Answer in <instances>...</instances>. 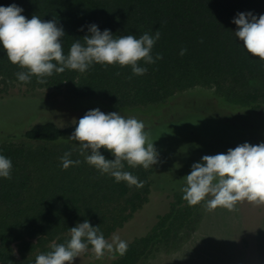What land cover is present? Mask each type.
<instances>
[{
    "label": "trees",
    "instance_id": "trees-1",
    "mask_svg": "<svg viewBox=\"0 0 264 264\" xmlns=\"http://www.w3.org/2000/svg\"><path fill=\"white\" fill-rule=\"evenodd\" d=\"M13 3L24 9L22 15L27 19L33 15L44 21L56 19L65 31V54L75 39L83 43L86 26L95 23L116 37L139 38L145 32L159 31L160 39L151 54L159 53L162 59L154 64L138 62L147 68L142 76L134 75L130 66L94 64L85 73L65 70L47 77L45 83L32 76L25 84L18 81L16 73L27 69L12 64L0 51V100L15 87L63 89L76 98L96 97L104 107L125 117L134 115L145 123L148 134L157 127L188 125L189 129L192 120H211L205 106L195 103L189 107L175 104L168 115L162 112L178 94L194 87L213 89L252 113L264 107V61L246 53L232 23L237 13L264 14V0H0V6ZM182 48L187 49L183 56ZM92 109L84 108L63 128L44 121L18 136L0 139V154L13 165L10 179L0 178V264H34L36 256L50 251L53 244L66 243L68 229L85 219L92 226L99 225L109 239L146 203L158 176L168 174L169 167L159 155L158 163L149 169L131 168L125 162L124 170L144 182L137 189L90 166L73 146L79 142L68 138L76 122ZM213 118L217 127L227 130L234 126L216 115ZM239 127L264 132V125ZM193 134L188 130L184 140L192 139ZM161 149L156 148L157 152ZM70 150V159L80 163L63 169L60 158ZM99 151L106 159H114L103 147ZM183 185L166 189L170 192L168 210L157 216L144 235L129 242L125 255L113 259L109 254L107 260L95 264H143L159 251L188 240L199 225L204 201L187 204L182 198ZM259 237L260 262L264 264V228Z\"/></svg>",
    "mask_w": 264,
    "mask_h": 264
},
{
    "label": "clouds",
    "instance_id": "clouds-1",
    "mask_svg": "<svg viewBox=\"0 0 264 264\" xmlns=\"http://www.w3.org/2000/svg\"><path fill=\"white\" fill-rule=\"evenodd\" d=\"M23 11L14 3L0 6V51L12 64L27 69L16 73L19 82L27 84L36 76L40 83H45L54 73L65 70L85 73L94 64L130 66L134 75L142 76L147 68L138 62L154 64L162 59L159 53L155 57L151 54L160 39L159 31L145 32L139 38L116 37L108 29L101 31L95 23L86 26L83 43L75 39L65 54L63 26L56 19L44 21L37 15L27 19ZM232 23L237 26L233 33L246 53L264 61V14L257 17L251 12L237 13ZM84 28L81 26L80 31ZM186 51L182 48L180 55ZM68 140L79 142L73 143L74 148L100 174L113 177L117 183L126 182L129 187L140 189L144 182L124 170L125 162L131 168L144 169L158 163V152L153 142H148L145 123L136 117H125L121 112L105 114L98 108L87 111L76 122ZM102 147L114 159H106L99 151ZM71 155L70 150L60 158L63 169L80 163L70 159ZM12 168L11 159L0 154V178L10 179ZM181 192L187 204L204 201L210 210L220 207L234 211L242 201L264 205V142L257 145L245 142L226 153L202 156L191 165ZM68 230L70 239L53 244L50 251L37 255L34 264H73L90 246L97 260L106 253L115 259L125 255L129 247V242L116 233L106 239L99 225L92 226L87 219Z\"/></svg>",
    "mask_w": 264,
    "mask_h": 264
},
{
    "label": "rangeland",
    "instance_id": "rangeland-1",
    "mask_svg": "<svg viewBox=\"0 0 264 264\" xmlns=\"http://www.w3.org/2000/svg\"><path fill=\"white\" fill-rule=\"evenodd\" d=\"M194 103L205 106L209 112L207 117L211 119L206 118L208 123L192 120L189 129L188 125H168L157 127L155 132L148 134L149 143L153 142L156 148L162 147L158 155L168 165V174L163 172L158 176L159 181L151 189L146 203L127 223L114 231L122 239L130 242L150 229L157 216L168 210L170 192L166 189L171 190L184 182V177L190 174L191 165L200 161L202 156L226 153L228 149L245 142L251 145L264 142V132L244 131L239 127L264 125V107L252 113L247 106L228 102L210 88L188 89L178 94L162 112L168 115L175 104L189 107ZM89 107L98 108L105 114L112 112L96 97L76 98L63 89L29 91L15 87L8 97L0 100V139L9 135L18 136L29 126L44 121H50L60 128L66 127L76 120L84 108ZM212 115L228 120L234 126L227 130L217 127ZM188 130L193 131V137L184 140L183 136ZM187 164L190 165L188 168ZM263 223L264 205L256 206L242 201L238 202L234 211H228L220 207L210 210L204 202L199 225L192 236L170 250L159 251L143 264H261L259 235L263 231ZM108 257L106 253L97 260L89 249L80 258H75L73 264H95Z\"/></svg>",
    "mask_w": 264,
    "mask_h": 264
}]
</instances>
